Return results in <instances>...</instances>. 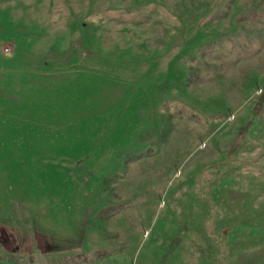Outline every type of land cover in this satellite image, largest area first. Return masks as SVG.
<instances>
[{
	"label": "rangeland",
	"instance_id": "374dc122",
	"mask_svg": "<svg viewBox=\"0 0 264 264\" xmlns=\"http://www.w3.org/2000/svg\"><path fill=\"white\" fill-rule=\"evenodd\" d=\"M0 264H264V0H0Z\"/></svg>",
	"mask_w": 264,
	"mask_h": 264
},
{
	"label": "built area",
	"instance_id": "2783aa9c",
	"mask_svg": "<svg viewBox=\"0 0 264 264\" xmlns=\"http://www.w3.org/2000/svg\"><path fill=\"white\" fill-rule=\"evenodd\" d=\"M7 52H8V50L6 49L5 53H7Z\"/></svg>",
	"mask_w": 264,
	"mask_h": 264
}]
</instances>
